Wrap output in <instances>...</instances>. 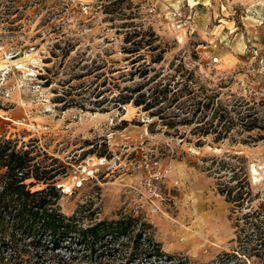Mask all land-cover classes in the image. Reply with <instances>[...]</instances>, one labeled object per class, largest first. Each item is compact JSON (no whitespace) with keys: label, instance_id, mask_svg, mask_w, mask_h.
Wrapping results in <instances>:
<instances>
[{"label":"rangeland","instance_id":"obj_1","mask_svg":"<svg viewBox=\"0 0 264 264\" xmlns=\"http://www.w3.org/2000/svg\"><path fill=\"white\" fill-rule=\"evenodd\" d=\"M152 77L216 91L231 116L260 104L264 0H0V144L56 175L27 179L31 191L54 185L60 212L82 226L137 219L135 234L163 255L130 262L122 251L114 264H264L249 229L264 210V129L238 123L215 140L193 135L196 121L164 126L190 115L172 117L175 105L163 121L112 102L147 93ZM153 160L168 176L157 197L139 185ZM242 179L250 195L228 202Z\"/></svg>","mask_w":264,"mask_h":264},{"label":"trees","instance_id":"obj_2","mask_svg":"<svg viewBox=\"0 0 264 264\" xmlns=\"http://www.w3.org/2000/svg\"><path fill=\"white\" fill-rule=\"evenodd\" d=\"M148 66L143 65L144 74H148ZM154 77L148 79L146 84L155 82ZM196 84L192 81L190 86L185 85L174 91L169 83L155 82L147 93L139 94L134 100L118 93L112 102L117 105L132 103L135 107H141L142 112H148L150 117H158L163 121L166 120L164 116L167 110L175 105L174 109L179 110L180 114L176 115L172 111V117L190 115L178 122L170 120L164 126H190L196 121V124L201 125L196 126L192 134L204 137L216 134L215 140L224 138L238 123L246 132L264 129V101L231 116L222 107L221 101L217 100L219 93L211 91L206 95L201 87L196 88ZM141 89L138 87L133 92ZM184 96L189 97L183 101L181 99ZM259 106L262 108L257 109ZM224 119L226 122L221 126ZM29 155L27 151H16L10 141L0 144V170H3L0 171V264H46L47 260L51 264H70L76 261L84 264H114L113 256L122 251H128L124 254L130 262L138 257L150 262L153 258L163 256L158 246L152 245L149 240L147 244L143 242L142 233L135 234L137 219L124 216L117 221H99L82 226L81 218L76 215L67 217L60 212L57 206L59 189L54 185L31 191V184L34 183L25 184L27 179L45 183L56 175L50 174L52 170H46V166L33 162L35 157ZM232 180H238V176L233 175ZM244 181L242 179L234 186L226 187L224 194L228 202L242 203L247 199L250 193L248 183ZM249 229L254 233L255 246L264 252V210L253 212ZM121 239L124 241L118 243ZM61 250L69 253L65 260L60 257Z\"/></svg>","mask_w":264,"mask_h":264},{"label":"built area","instance_id":"obj_3","mask_svg":"<svg viewBox=\"0 0 264 264\" xmlns=\"http://www.w3.org/2000/svg\"><path fill=\"white\" fill-rule=\"evenodd\" d=\"M143 176L139 181V185L142 189L148 191L150 196L157 197L159 194V187L168 178L167 170L161 167V164L156 161H145L141 165Z\"/></svg>","mask_w":264,"mask_h":264},{"label":"bare ground","instance_id":"obj_4","mask_svg":"<svg viewBox=\"0 0 264 264\" xmlns=\"http://www.w3.org/2000/svg\"><path fill=\"white\" fill-rule=\"evenodd\" d=\"M253 172H255V171H253Z\"/></svg>","mask_w":264,"mask_h":264}]
</instances>
